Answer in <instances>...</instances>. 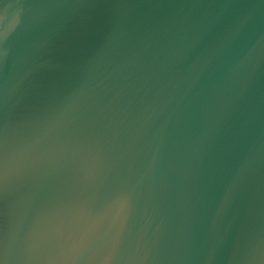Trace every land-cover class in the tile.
Instances as JSON below:
<instances>
[{"label": "water", "instance_id": "95a60500", "mask_svg": "<svg viewBox=\"0 0 264 264\" xmlns=\"http://www.w3.org/2000/svg\"><path fill=\"white\" fill-rule=\"evenodd\" d=\"M0 264H264V0H0Z\"/></svg>", "mask_w": 264, "mask_h": 264}]
</instances>
